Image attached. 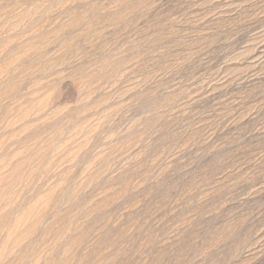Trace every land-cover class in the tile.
<instances>
[{"label": "rangeland", "instance_id": "rangeland-1", "mask_svg": "<svg viewBox=\"0 0 264 264\" xmlns=\"http://www.w3.org/2000/svg\"><path fill=\"white\" fill-rule=\"evenodd\" d=\"M0 264H264V0H0Z\"/></svg>", "mask_w": 264, "mask_h": 264}]
</instances>
